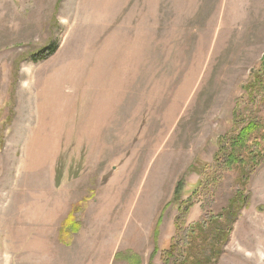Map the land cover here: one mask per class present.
I'll list each match as a JSON object with an SVG mask.
<instances>
[{"label": "rangeland", "instance_id": "1", "mask_svg": "<svg viewBox=\"0 0 264 264\" xmlns=\"http://www.w3.org/2000/svg\"><path fill=\"white\" fill-rule=\"evenodd\" d=\"M261 69L264 0H0V264H264Z\"/></svg>", "mask_w": 264, "mask_h": 264}, {"label": "trees", "instance_id": "2", "mask_svg": "<svg viewBox=\"0 0 264 264\" xmlns=\"http://www.w3.org/2000/svg\"><path fill=\"white\" fill-rule=\"evenodd\" d=\"M55 48L56 47L51 44L47 47L48 51L44 55V57H40H42V59L48 57L55 51ZM35 58L36 57H32L34 61H37V59ZM261 71V73H255L252 77V80L245 86L246 89L249 90V101L247 102V105H255V95L259 94V91L264 89V83L260 77V75L264 72V69H261ZM262 76H264V74H262ZM238 116L239 114L235 117L237 118ZM258 130L260 131V134L258 133ZM259 140L262 141L264 145V123H262L261 126L257 122L250 120L248 123L242 126V128H240V130L238 131V133H236L235 136H232L230 138V155L228 158L229 161L231 158L235 157V153H233V150L236 149L237 146H239L237 152L241 151L242 149L245 152L248 149V142L252 141L257 144ZM246 152L248 154V157L245 158V162L247 164L249 163V160L252 161V159L258 157L260 153H264V146L263 149H260L259 145H257L252 150L250 149L249 152ZM252 169L253 167L250 168V170ZM177 190L178 188H176V192L174 195L175 198L177 197ZM245 199L246 198H243V202L246 201ZM222 214L223 215H221L218 219H200L198 222L189 225V227L192 228H190L189 231L185 230L183 240V244L186 245L184 251L185 254H183L181 260L178 261V264H213L218 259L219 255L222 252V250H220L222 244L219 243L222 240H227V235L230 231L232 217L236 215V212L227 210ZM218 220L222 221L218 222ZM205 226H207L206 229L204 228ZM196 237L199 238V243H201L197 246L195 244ZM171 250L172 249L170 248V251ZM203 250L204 253L208 250L207 254L201 253V251L203 252Z\"/></svg>", "mask_w": 264, "mask_h": 264}]
</instances>
